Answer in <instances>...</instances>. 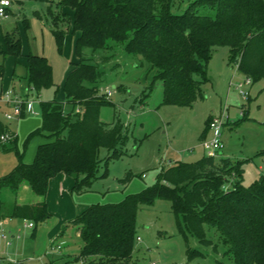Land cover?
<instances>
[{
  "label": "trees",
  "instance_id": "trees-1",
  "mask_svg": "<svg viewBox=\"0 0 264 264\" xmlns=\"http://www.w3.org/2000/svg\"><path fill=\"white\" fill-rule=\"evenodd\" d=\"M13 1L18 5L27 1L49 4L47 13L52 18L59 52L63 53L72 29L78 34V61L64 83L66 102L40 103L42 125L29 134L24 151L43 133L54 141L39 146L33 163H24L18 137L0 120V149L15 153L18 160L17 166L0 178V191H17L26 184L41 198L8 211L0 202V220L12 217L46 224L51 218L46 196L52 179L59 174L74 177L73 191L80 193L97 179L100 149L110 152L106 163L126 154L131 131L120 119L110 126L101 121V109L111 103L100 93L104 72L86 56L88 50L93 54L108 51L115 43L124 46L128 54L141 56L155 71L154 78L164 85L165 105L193 107L203 97L207 68L217 47L230 49V63L238 64L239 72L252 84L264 80V0H195L181 14L173 13L174 0H60L58 14L53 12V0ZM61 23H68L69 29H61ZM3 40L5 50H0V55L11 56L17 65H24L29 90L39 96L55 86L48 59L32 53L24 55L18 32L4 34ZM4 74V65L0 64V79ZM66 105L71 106L70 111ZM24 117L25 112L21 115ZM211 117L206 121L203 140L208 136ZM5 135L11 140L3 142L1 137ZM244 163L222 155L177 163L162 170L155 186L121 203L90 206L68 222L59 236H64L69 226L80 234L83 246L76 262L133 264L140 207L166 199L172 202L179 232L186 242L193 236L203 247L219 254L220 246L207 232L209 227L214 228L222 253L231 257V262L221 264H264V175L245 186ZM132 176L128 174L125 182ZM204 256L188 246L189 261ZM3 264L30 263L5 260Z\"/></svg>",
  "mask_w": 264,
  "mask_h": 264
},
{
  "label": "rangeland",
  "instance_id": "rangeland-1",
  "mask_svg": "<svg viewBox=\"0 0 264 264\" xmlns=\"http://www.w3.org/2000/svg\"><path fill=\"white\" fill-rule=\"evenodd\" d=\"M53 1V12L58 14L60 10L57 3L60 0ZM194 1L174 0L173 13L185 12ZM48 6L47 3L35 1H27L23 5L13 4L11 10L14 9V15L6 20L0 19L1 51L5 50L3 35L15 31L21 36L25 53L46 57L53 68L55 86L43 91L39 98L34 90L28 91L24 65H17L11 56L4 58L0 55V64L5 69L0 87L5 88L4 82H12V77L13 80L20 78L13 85L16 90L11 87L13 89L9 91L17 93L22 100L35 102L38 113L26 114L38 119H42V115L37 103L57 99L63 93L68 70L77 62L72 29L66 36L63 53L59 52L52 18L47 13ZM69 26L68 23L60 24V28L65 30ZM86 56L92 58L104 72L100 93L107 97L106 92H112L111 97H107L111 104L101 109V121L110 126L120 119L131 131L132 138L126 154L106 163L110 152L105 148L100 149L101 163L97 179L89 189L65 195L68 197L62 203L52 192L49 193L51 218L46 224L34 222L33 229H26L25 220L11 217L1 219L0 264L5 260L24 259L30 264H83L74 261L83 246L76 228L69 226L64 236H59L67 223L92 205L121 203L126 197L155 186L163 169L177 163H194L205 157L201 136L211 115H224L226 118L222 128L223 149L217 156L246 162L243 176L245 186H250L264 175V80L245 87L249 97L242 98L233 84L243 81L245 76L239 72L236 63H230L228 47L214 49L207 68L208 82L202 87L203 97L193 107L163 104L162 81L154 78L155 71L141 56L128 54L122 45L112 43L110 50L96 54L88 50ZM10 107L8 111L12 113L14 105L10 104ZM66 110L70 111L71 106L66 105ZM4 121L9 122L6 118ZM16 164L14 153H5L0 149V176L12 171ZM128 174L133 176L125 182ZM16 201L14 191L6 188L0 191V202L5 203L7 211L13 209ZM68 202L72 208L70 212L65 208ZM207 232L209 238L220 246L219 254L212 248L203 247L193 236H189L186 242L179 232L172 202L156 199L152 205H143L139 209L137 236L140 241L137 240L135 244L133 264L231 262V257L222 253L223 246L219 244L216 230L209 227ZM59 246L61 249H58ZM188 246L203 252L205 256L189 261Z\"/></svg>",
  "mask_w": 264,
  "mask_h": 264
},
{
  "label": "crops",
  "instance_id": "crops-1",
  "mask_svg": "<svg viewBox=\"0 0 264 264\" xmlns=\"http://www.w3.org/2000/svg\"><path fill=\"white\" fill-rule=\"evenodd\" d=\"M13 11H14V9H13ZM13 11H12V13H10V17H11V15H14ZM5 20H3V21H5ZM74 36L75 37L73 39H74V42H76L78 34H74ZM66 40H65V44H66ZM23 54L24 55H28V53H25L24 50H23ZM14 61H15V59H14ZM77 61H78V59H77ZM72 69H73V67H71L68 70L67 76H68L69 72ZM67 76H66V78H67ZM19 79L20 78H17V79L13 80V77H12V82L9 81V80L7 81L8 85L4 82V84L7 87L5 85H4L5 88L4 87H0L1 88L0 89V93H6V92L9 91V89H13V88L15 89V87H13V85L16 82H18ZM2 82H3V80H2ZM11 87H13V88H11ZM28 91H29V89H28ZM63 93H64V90H63ZM63 93L60 94L57 97V99H53V100H57L58 102L65 103L66 102V96H65V93L64 94ZM39 98H40V95H39ZM53 100H50V101H53ZM40 103H41L40 101H39V103H37V104H39V107H40ZM34 104H35V102L33 103V108L36 111L37 109L35 108ZM9 108H11L10 104H5V103H1L0 104V120H2L6 125L9 126L11 132H14L16 134V136L18 137V149H19V151L23 152L24 151V143H25L27 137L33 131H35V130H37V129H39L41 127L42 119H38V118H33V117H30V116H27V114L25 113V117L24 118H18L17 120L15 119V120L6 122V121H4L5 114L10 112V111H8ZM37 111H36V113H38ZM21 137L24 138V139L21 140ZM52 141H54V139L47 133H43L40 136L34 137L32 139V141L29 143L27 149L24 151V163H26V164L33 163V161L35 159V155H36L37 149L39 148V146L43 145V144H46V143H50ZM15 156H16V154H15ZM16 158H17V156H16ZM17 164H18V160H17ZM17 164L13 165L14 168L17 166ZM9 173H7V174H9ZM6 175H1L0 178L4 177ZM74 186H75V179H73L72 177H70L68 175H65V174H59L57 177L52 179L50 181L49 191H48V194L46 196L47 206H48L49 193L52 192L53 196L56 197V198H59V200L62 203L65 200V198L68 197V196H65V195H70V194L72 195ZM6 189H9V190L14 191L16 193L17 201L15 202V205H17V204H20V205H22V204H33V203H36V202L40 201V199H41L37 195H35L33 193V191L30 189V187L28 185H26V184H22L17 191L14 190V189H11V188H6ZM67 200H68V198H67ZM4 205H5V203H4ZM65 208H66L67 212H70L72 210L71 205H70L69 202L65 204ZM48 210H49V207H48ZM24 260H27V259H24ZM9 261H12V260H9Z\"/></svg>",
  "mask_w": 264,
  "mask_h": 264
},
{
  "label": "built area",
  "instance_id": "built-area-1",
  "mask_svg": "<svg viewBox=\"0 0 264 264\" xmlns=\"http://www.w3.org/2000/svg\"><path fill=\"white\" fill-rule=\"evenodd\" d=\"M14 1L13 0H0V18L1 19H8L10 17L9 10L13 8ZM237 68L239 67L238 64ZM232 84V83H231ZM235 89L238 91L240 96L244 99L249 97V92L245 89V87L252 85V80L245 76V79L239 83L233 84ZM107 97H111L112 92H106ZM13 104L14 110L11 113H6L5 118L8 121H12L16 118H21L23 112L25 113H34L36 111L33 108V103L29 102V100H22L16 93L13 94L11 91L6 93L0 94V104ZM226 118L223 116H215L212 115L211 120L208 124V131L209 135L211 136L208 139V136L205 140L202 141V146L206 151V156L208 157H216L217 153L223 149V142H222V128L225 125ZM3 142H8L11 140V137L5 135L1 137ZM27 221V220H26ZM1 224V223H0ZM35 224L32 221H27L25 224L26 229H33ZM4 237V236H3ZM1 238V235H0ZM140 241V238L137 239ZM58 249H61L59 246Z\"/></svg>",
  "mask_w": 264,
  "mask_h": 264
}]
</instances>
